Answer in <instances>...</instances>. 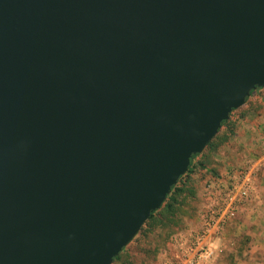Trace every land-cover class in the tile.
Wrapping results in <instances>:
<instances>
[{
    "label": "water",
    "instance_id": "95a60500",
    "mask_svg": "<svg viewBox=\"0 0 264 264\" xmlns=\"http://www.w3.org/2000/svg\"><path fill=\"white\" fill-rule=\"evenodd\" d=\"M264 88V0H0V264H113Z\"/></svg>",
    "mask_w": 264,
    "mask_h": 264
},
{
    "label": "rangeland",
    "instance_id": "374dc122",
    "mask_svg": "<svg viewBox=\"0 0 264 264\" xmlns=\"http://www.w3.org/2000/svg\"><path fill=\"white\" fill-rule=\"evenodd\" d=\"M230 122L219 134L226 142L196 158L167 226L147 223L113 264H166L177 257L184 264H264V245L254 243L264 222V88ZM200 248L208 252L203 258Z\"/></svg>",
    "mask_w": 264,
    "mask_h": 264
},
{
    "label": "trees",
    "instance_id": "16d2710c",
    "mask_svg": "<svg viewBox=\"0 0 264 264\" xmlns=\"http://www.w3.org/2000/svg\"><path fill=\"white\" fill-rule=\"evenodd\" d=\"M261 89H262V88H258L257 90H261ZM257 90H256V91H257ZM256 91H253V92L251 93V96H252L253 94H255ZM247 101H248V99H247ZM247 101H246V103H247ZM237 110H238V109H237ZM235 111H236V110L232 111V113L235 112ZM232 113L230 114V117H231ZM230 124H231V122H230V118H229L227 121H225V122L222 123V126H221V128H220L218 134H217V135L213 138V140L207 145L206 149H207V148H210L211 150H213V149L215 150V149L219 148L220 145H222L223 143L226 142V140H227V136H225V137H221V136H219V134H220V131H221V129H222L223 127H225V126H228V127H229ZM232 133H233V132H232ZM232 133H231V134H232ZM206 149H205V150H206ZM205 150H204V151H205ZM200 155H201V154H199V155H194V156H193V158H192V160H191L190 168H189V170L187 171V173L179 179L178 183L172 188L171 194L167 197V199L165 200V202L163 203V205L161 206V208H160L159 210H157V211H155V212L152 213V215L150 216L149 220L145 223V225H146L147 223H152V224H154L155 226H159V225L167 226V225L165 224V221H166V219L169 217V215H173L174 212L176 211V209L178 208V206H179L178 197H179L182 193H184V192L186 191V187H187V180H185V179H186L187 177H189L191 173L194 172L195 167H197V166H196V163H195V160H196V158L199 157ZM199 166H200L201 169L206 168L205 165H204L203 163H201ZM145 225H144V226H145ZM144 226H143V227H144ZM143 227H142V228H143ZM141 230H142V229H141ZM125 250H126V248H124L123 251L120 253V255L117 256V257L114 259V262H117V261H119V260L122 258V255L124 254ZM114 262H113V263H114Z\"/></svg>",
    "mask_w": 264,
    "mask_h": 264
},
{
    "label": "built area",
    "instance_id": "2783aa9c",
    "mask_svg": "<svg viewBox=\"0 0 264 264\" xmlns=\"http://www.w3.org/2000/svg\"><path fill=\"white\" fill-rule=\"evenodd\" d=\"M244 194H246V193H244ZM203 238L204 237H200V238H198V240H197V244H200V242L201 241H203ZM201 249V248H200ZM199 253H200V255H199V258H203V257H205L207 254H208V252H206L205 250H204V248H202L200 251H199ZM186 257V256H185ZM184 257V258H185ZM180 257H177L176 259H175V261L173 262V261H171L170 263H166V264H184V263H181V261H180ZM189 259V258H188ZM187 262L188 263H186V264H197V262L196 261H194V260H192V259H189V260H187Z\"/></svg>",
    "mask_w": 264,
    "mask_h": 264
},
{
    "label": "crops",
    "instance_id": "0c3cea01",
    "mask_svg": "<svg viewBox=\"0 0 264 264\" xmlns=\"http://www.w3.org/2000/svg\"><path fill=\"white\" fill-rule=\"evenodd\" d=\"M262 189H263V187H262ZM260 202H263L264 203V200L263 201H260ZM261 223H262V229H263L262 235H264V222L262 221ZM262 235H261V232H260V234L258 235L259 236V239H257L258 241L254 240V243H257V244H260V245H264V236H262Z\"/></svg>",
    "mask_w": 264,
    "mask_h": 264
}]
</instances>
